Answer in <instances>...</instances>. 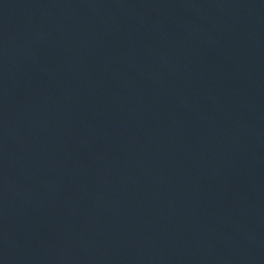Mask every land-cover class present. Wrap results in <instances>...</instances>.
<instances>
[{
	"label": "water",
	"instance_id": "95a60500",
	"mask_svg": "<svg viewBox=\"0 0 264 264\" xmlns=\"http://www.w3.org/2000/svg\"><path fill=\"white\" fill-rule=\"evenodd\" d=\"M0 264H264V0H0Z\"/></svg>",
	"mask_w": 264,
	"mask_h": 264
}]
</instances>
